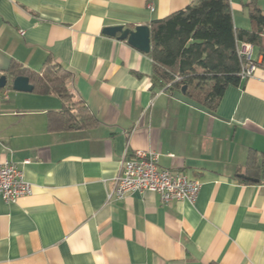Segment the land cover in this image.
<instances>
[{
	"label": "crops",
	"instance_id": "1",
	"mask_svg": "<svg viewBox=\"0 0 264 264\" xmlns=\"http://www.w3.org/2000/svg\"><path fill=\"white\" fill-rule=\"evenodd\" d=\"M228 1L234 28L249 30L248 0ZM191 2L0 0V76L12 62L39 72L51 57L97 121L51 132L58 97L1 93L0 162L19 164L32 193L0 198V264H264V69L228 86L208 111L160 88L146 54L103 33ZM137 150L199 181L194 203L161 205L151 192L108 200L121 159ZM250 155L257 178L246 173Z\"/></svg>",
	"mask_w": 264,
	"mask_h": 264
},
{
	"label": "trees",
	"instance_id": "2",
	"mask_svg": "<svg viewBox=\"0 0 264 264\" xmlns=\"http://www.w3.org/2000/svg\"><path fill=\"white\" fill-rule=\"evenodd\" d=\"M243 8L251 24L249 30L234 28L228 0H192L186 8L146 25L150 37L146 55L152 61L156 85L170 92H181L186 86V99L214 111L226 88L241 81L238 43L252 45L261 59L256 68L264 69V11L257 0H248ZM1 76H6L8 83L0 95L12 89L16 77H26L33 94L54 95L61 100V111L48 114L49 131L83 130L97 124L89 109L68 90L73 74L51 57L39 72L12 62ZM246 171L256 178L261 173L253 155Z\"/></svg>",
	"mask_w": 264,
	"mask_h": 264
},
{
	"label": "built area",
	"instance_id": "3",
	"mask_svg": "<svg viewBox=\"0 0 264 264\" xmlns=\"http://www.w3.org/2000/svg\"><path fill=\"white\" fill-rule=\"evenodd\" d=\"M148 8L153 10L151 6ZM236 53L242 61L239 77H251L256 70V62L252 60L253 46L238 43ZM26 164L28 161L22 163ZM199 189V181L161 168L159 153L156 151L137 150L129 157L121 159L119 171L112 179V188L107 192V199L119 200L132 193L151 192L159 197L161 205L173 201L194 203ZM31 193V187L25 181L20 165L9 160L0 162V198L5 203H15L19 198L30 196Z\"/></svg>",
	"mask_w": 264,
	"mask_h": 264
},
{
	"label": "water",
	"instance_id": "4",
	"mask_svg": "<svg viewBox=\"0 0 264 264\" xmlns=\"http://www.w3.org/2000/svg\"><path fill=\"white\" fill-rule=\"evenodd\" d=\"M103 33L110 37H117L121 41H127L130 46L144 54H148L150 50V37L147 26H136L133 30L125 29L123 26L108 27L103 29ZM7 83L6 76H0V91L7 86ZM12 90L32 93L33 88L29 84L28 78L16 77L12 82ZM185 91L186 86L182 87L181 93L184 94Z\"/></svg>",
	"mask_w": 264,
	"mask_h": 264
},
{
	"label": "rangeland",
	"instance_id": "5",
	"mask_svg": "<svg viewBox=\"0 0 264 264\" xmlns=\"http://www.w3.org/2000/svg\"><path fill=\"white\" fill-rule=\"evenodd\" d=\"M256 56H257V50H256L255 48H253L252 60L255 61ZM73 99H74V98H73ZM0 100H1V96H0ZM73 101H76V100H73Z\"/></svg>",
	"mask_w": 264,
	"mask_h": 264
}]
</instances>
